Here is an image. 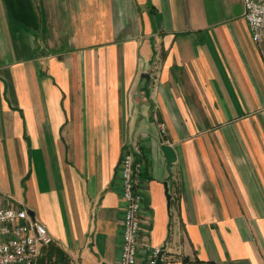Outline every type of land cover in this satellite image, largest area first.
<instances>
[{"label": "crops", "instance_id": "1", "mask_svg": "<svg viewBox=\"0 0 264 264\" xmlns=\"http://www.w3.org/2000/svg\"><path fill=\"white\" fill-rule=\"evenodd\" d=\"M244 13V0H0V192L53 236L48 264H118L136 143L139 264L154 246L162 264H264V61Z\"/></svg>", "mask_w": 264, "mask_h": 264}, {"label": "built area", "instance_id": "2", "mask_svg": "<svg viewBox=\"0 0 264 264\" xmlns=\"http://www.w3.org/2000/svg\"><path fill=\"white\" fill-rule=\"evenodd\" d=\"M245 17L252 39L257 44L264 61V0H244ZM162 134L163 122H158ZM168 142V140H167ZM137 154V155H136ZM139 144L121 157L123 244L118 264H139L138 250L141 239L142 210L148 180L142 176L143 161ZM11 194L0 192V264H48L42 259V248L53 243L54 238L44 224L35 219L21 202L13 203ZM164 249L150 248L145 264H156Z\"/></svg>", "mask_w": 264, "mask_h": 264}, {"label": "water", "instance_id": "3", "mask_svg": "<svg viewBox=\"0 0 264 264\" xmlns=\"http://www.w3.org/2000/svg\"><path fill=\"white\" fill-rule=\"evenodd\" d=\"M162 149H163L164 154L166 156L167 164H168V170H169V173L171 175V165L177 159L176 151H175V149L171 145H169L167 143H165V144L162 145ZM165 184L167 185L168 182L166 181ZM162 262H163L162 261V255H160L158 257V259H157V263L156 264H162Z\"/></svg>", "mask_w": 264, "mask_h": 264}, {"label": "trees", "instance_id": "4", "mask_svg": "<svg viewBox=\"0 0 264 264\" xmlns=\"http://www.w3.org/2000/svg\"><path fill=\"white\" fill-rule=\"evenodd\" d=\"M137 157H138V158H140V159H142V157H141V156H139V155H138ZM146 205H147V204H146ZM51 244H52V243H51ZM51 244H50V245H51ZM186 264H188V263H186ZM201 264H204V263H201Z\"/></svg>", "mask_w": 264, "mask_h": 264}, {"label": "rangeland", "instance_id": "5", "mask_svg": "<svg viewBox=\"0 0 264 264\" xmlns=\"http://www.w3.org/2000/svg\"><path fill=\"white\" fill-rule=\"evenodd\" d=\"M159 122V121H158ZM160 128V127H159ZM162 133V132H161ZM167 142V141H166Z\"/></svg>", "mask_w": 264, "mask_h": 264}]
</instances>
